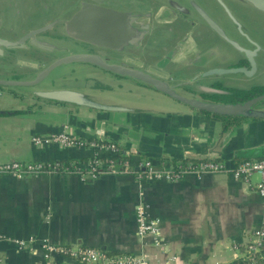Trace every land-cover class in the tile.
Returning <instances> with one entry per match:
<instances>
[{"label": "crops", "instance_id": "0c3cea01", "mask_svg": "<svg viewBox=\"0 0 264 264\" xmlns=\"http://www.w3.org/2000/svg\"><path fill=\"white\" fill-rule=\"evenodd\" d=\"M124 79L130 80V86L109 78L101 79L98 83L104 85L97 87L87 84V91L94 90L88 92L103 102L135 111L106 113L61 105L50 107L49 115L41 118L0 116V164L82 165L102 154V147L109 143L121 147L130 158L129 173L104 175L94 181L77 173L21 179L1 175L0 264H47L39 247L22 251L12 242L32 236L58 245L97 248L111 256L132 255L151 264H170L173 256L176 264H232L243 257L245 249L240 245L264 217V198L251 186L227 174L189 175L170 183L141 180L137 173L144 159L167 165L215 159L228 166L263 159L264 119H248L224 132L213 117ZM13 105L0 98V110ZM65 128L72 136L100 147L32 143L34 135L50 136ZM141 195L149 215L160 220L161 247L150 236L137 234L135 215ZM52 264L81 263L56 257Z\"/></svg>", "mask_w": 264, "mask_h": 264}, {"label": "flooded vegetation", "instance_id": "af4514ba", "mask_svg": "<svg viewBox=\"0 0 264 264\" xmlns=\"http://www.w3.org/2000/svg\"><path fill=\"white\" fill-rule=\"evenodd\" d=\"M124 1L126 3H120ZM209 2V0H49V2L0 0V80L32 81L46 67L76 54L98 56L110 64L141 67L140 70L171 83H188L208 69L264 67V20L259 17L264 11L246 0L212 1L222 9L230 25L227 27L210 12L211 9L207 5ZM96 3L100 4L99 7L117 13L138 16L135 22L147 26L146 34L138 43L123 42L120 49L92 45L70 37L67 24L85 5ZM36 6H39L41 11H50L52 8V13L48 16L38 15ZM202 13L240 49L214 31ZM4 42L18 44L8 47ZM42 44L48 46L43 47ZM223 44L232 51L229 55H227L229 49H225ZM156 50L159 51L160 58L152 55ZM151 56L156 58L152 59V63L148 60ZM57 67L61 70L64 67L96 66L79 62L61 64ZM168 69L177 71L182 80L176 81L172 76L167 78L164 70ZM184 73H188L185 78L181 75ZM50 77L36 87L0 86V98H6L14 104L3 110L2 117L45 116L50 107L60 108L61 105L40 99L35 94L38 90L66 89L61 88V85L55 87L51 84L52 81H49ZM65 78H69L68 73H63L58 81L62 82ZM215 79L223 78L212 76L195 80L192 84L194 87L197 85V88L211 87L225 91L228 89L213 81ZM181 91L185 95L210 100L211 96L216 94L195 91L188 86H182ZM263 94L264 92L255 97Z\"/></svg>", "mask_w": 264, "mask_h": 264}, {"label": "built area", "instance_id": "2783aa9c", "mask_svg": "<svg viewBox=\"0 0 264 264\" xmlns=\"http://www.w3.org/2000/svg\"><path fill=\"white\" fill-rule=\"evenodd\" d=\"M32 143L36 146L58 145L65 148L75 146L100 147L97 142L87 141L71 135L65 128L62 132L50 136L34 135ZM118 146L114 143L106 144L102 147L103 153H98L95 158L87 163H66V162H20L11 161L0 164V176L10 175L21 179L27 175L42 174H62L77 173L89 180H97L104 175H119L130 172V162L126 163L125 170L117 169L116 164L110 159L116 154ZM123 155L129 157V154L123 152ZM140 171L137 176L145 181H166L175 183L183 178L193 175L203 178L206 175L227 174L236 181L246 183L251 186L262 198H264V158L248 159L236 165L228 166L224 162L215 159L192 161L179 160L171 165L157 162L151 159H144L139 163ZM256 177L258 180L253 181ZM136 208L137 234L140 238L150 236L157 247L163 245L160 220L151 217L142 200L139 199ZM3 238L0 237V240ZM12 242L18 250L34 251L39 247L43 253L47 264H52L56 257H66L78 261L81 264H151L149 261L132 255H109L106 251L86 246L70 247L66 245L54 244L47 239L36 238L34 236L27 239H16ZM245 249L244 255L240 261L244 264H264V217L261 225L252 231L245 244L240 245ZM177 257L170 258V264H176Z\"/></svg>", "mask_w": 264, "mask_h": 264}, {"label": "water", "instance_id": "95a60500", "mask_svg": "<svg viewBox=\"0 0 264 264\" xmlns=\"http://www.w3.org/2000/svg\"><path fill=\"white\" fill-rule=\"evenodd\" d=\"M221 1V0H219ZM252 3L258 9L264 11V0H246ZM94 5V6H93ZM93 5H85L84 8L75 15V17L67 24V32L70 37L86 42L88 44L103 46L107 48H122L123 42L127 44L138 43L139 40L146 34L147 26H142L137 20L136 15L121 14L114 10L99 7V3ZM205 20L219 35H222L231 45L240 47L231 41L224 32L204 13ZM18 44V43H17ZM16 43L4 42L5 46L14 47ZM41 46L47 47V44ZM89 63L95 68L100 69L109 74L131 79L140 85L151 89L161 95H164L173 101L187 106L199 113L214 114L219 116L243 117L246 119H264V94L248 99L239 103H223L216 102L210 99L185 95L181 91V87L187 84H194L193 81L212 76H224L231 74H242L246 77H252L257 73V67H232V68H214L208 69L204 73L198 74L193 80L188 83H171L168 80L156 77L151 73L140 70L134 67L125 65L110 64L102 58L88 54H76L56 61L51 67H46L38 73L37 77L32 81L26 82H7L0 80V86H15V87H36L45 82L53 75L61 64L71 63ZM199 82V81H198ZM197 91H208L216 94H227L225 90H219L211 87L197 88ZM37 97L59 105H72L87 109L96 110L99 112L115 113V112H131L135 109L125 107L118 104H110L101 101L95 95L83 93L70 89H55V90H38L35 92ZM37 113L39 111H36ZM35 112V113H36ZM41 113V112H40ZM3 110H0V116H3ZM49 115V113H47ZM38 118L44 116H38ZM46 116V115H45ZM19 118L21 116H18ZM17 117V118H18Z\"/></svg>", "mask_w": 264, "mask_h": 264}, {"label": "rangeland", "instance_id": "374dc122", "mask_svg": "<svg viewBox=\"0 0 264 264\" xmlns=\"http://www.w3.org/2000/svg\"><path fill=\"white\" fill-rule=\"evenodd\" d=\"M47 2H49V0H46ZM210 2L207 3V5L210 7L211 9V13L216 16L218 18V20H220V22L227 26L230 27L229 23L227 22V20L225 19L224 13L221 11L222 9L220 8V6H218L216 3L212 2L214 0H209ZM231 1V0H230ZM236 2V0H235ZM120 3H126V1L124 2H120ZM36 12H38V15H44V16H48L52 13V8L50 9V11H41L39 6H36ZM258 15V14H256ZM261 16V17H260ZM260 18H262L264 20V14L259 15ZM18 26V24L16 25V27ZM223 46L225 47V49H229L228 54L225 51L227 55H229L232 51H230V48L227 47L225 44H223ZM150 52H152L153 50H149ZM159 51H154L153 52V56H156V58H160L161 56H158ZM153 56L151 57H147L148 60H150V63H152V59H156ZM165 75H167V78H170L171 76L175 78L176 81L182 80L180 77V74L177 71H174L172 69H168V70H164ZM69 74V78H65L64 81L60 82L58 81V78L61 77L62 74ZM188 73H184L181 74L182 77L187 75ZM159 76V75H158ZM109 78H114L119 80L123 85L124 84H129L130 80H125L124 78H120V77H115L107 72H104L102 70H98L92 67H64L61 70H58L57 72H55V75L53 74L49 81L51 80L52 83L54 84L55 87L60 86L61 88H66V89H70V90H76V91H80L83 93H93L94 90L89 89L88 92L87 91V84H90L91 86H100V84L102 83H98L101 79L102 80H108ZM222 80L221 79H215L213 81H215L216 83H219L221 85H224L228 88H236V89H241V90H250L252 88H256V87H260V86H264V67H257V73L255 75H253L252 77H246L242 74H231V75H224L222 76ZM128 81V82H126ZM212 82V80L210 81ZM104 85V84H101ZM132 85V84H131ZM130 86V84L128 85ZM134 86V83L133 85ZM185 86L188 87H192L195 91H197V85H195V87L193 86V84H187ZM43 88V86H42ZM147 91V90H145ZM148 92V91H147ZM153 96H158L157 93L151 92L150 93ZM185 94V93H184ZM217 95V94H214ZM122 98H125L124 95H121ZM167 99V98H165ZM144 101V100H143ZM166 102L170 105H175L171 102H168L166 100ZM176 103V102H175ZM170 105L168 106H164V107H171ZM177 105V104H176Z\"/></svg>", "mask_w": 264, "mask_h": 264}, {"label": "trees", "instance_id": "16d2710c", "mask_svg": "<svg viewBox=\"0 0 264 264\" xmlns=\"http://www.w3.org/2000/svg\"><path fill=\"white\" fill-rule=\"evenodd\" d=\"M227 94L224 95H212L211 99L216 102H223V103H239L244 102L248 99L255 97V95L263 93L264 87H256L250 90H241L236 88H228L226 89ZM203 114H207L202 112ZM208 116L213 117L217 121L222 124L223 131L226 132L231 128H234L240 125L243 121L248 120L243 117L234 118V117H226V116H219L214 114H207ZM123 149L121 147L117 148L116 154L111 157L110 159L116 164V167L120 171H124L126 166L125 164L130 162V158L123 155ZM192 161H201L197 159H191ZM232 264H244L242 261H237Z\"/></svg>", "mask_w": 264, "mask_h": 264}]
</instances>
